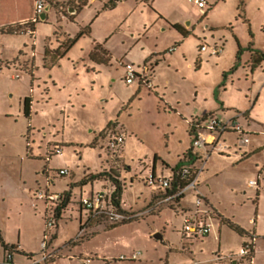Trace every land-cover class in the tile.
Here are the masks:
<instances>
[{
  "label": "rangeland",
  "instance_id": "rangeland-1",
  "mask_svg": "<svg viewBox=\"0 0 264 264\" xmlns=\"http://www.w3.org/2000/svg\"><path fill=\"white\" fill-rule=\"evenodd\" d=\"M104 1L108 0H96V3L89 0L76 21H59L71 6L78 10V3L59 0L49 9L48 23L42 20L36 24L33 38L28 33L0 36V228L12 240L17 238V231L22 230L21 238L30 245L28 249L37 252L42 251L44 240L50 247L51 243L57 249L67 247L66 255L71 256L59 264H81L83 258L91 259V264H231V256L238 254L243 245L251 241L250 237L246 234L242 237L227 227V223L220 225L219 219L209 218L212 233L187 240L183 233L182 209L174 210L166 205L155 207L153 203L148 207L160 186H149L146 178L154 164L157 175L169 177L171 169L165 168L162 161L155 162V155L175 167L179 155L190 144L188 124L184 119L194 110L192 101L196 91L199 92L198 103L207 101L210 105L211 99L216 100L219 95L235 106L248 104L246 98L253 85L245 76L250 73L246 72L248 52L244 51L239 67L236 52L239 45L245 49L249 43L264 52V0H219L218 4V0H208L212 5L208 22L216 27L213 31L205 27L207 21L194 0H148L153 8L145 6L144 0H129L114 10L101 11L97 15ZM0 5L2 16L4 7L2 3ZM158 13L181 20L186 13L187 18L201 22L197 24L196 32L190 30L184 39L174 29L161 25L162 20L154 22ZM144 24H153L146 34H143ZM55 25L63 26L72 36L82 27L90 26L91 36L81 37L72 45L68 55L54 67V80L49 74L48 78L45 76L43 48L47 37L52 39L54 46L60 44L57 38L60 41L66 39ZM23 31L27 28L18 29V33ZM108 31L112 36L106 47L113 59L110 65L98 67V81L92 85L83 76L87 71L81 61L85 58L88 62L94 40L106 39ZM215 43L222 49L217 56L211 54ZM177 45V51L165 53L166 60L160 64L161 94L145 86L138 94V79L133 84L126 83V69L119 64L122 57L124 61L135 62L138 67L142 57L138 58L137 54H145L150 47L164 53ZM202 45L207 46V52L200 50ZM35 47L36 63L40 66L38 74L47 84H33L31 76L24 71L30 67ZM170 54L177 57L170 61ZM199 55L204 60L202 67L197 69ZM226 70L227 76L230 75L227 90L218 89L225 83ZM148 77H151L150 69ZM26 96L33 98L31 117L23 111ZM257 115L263 124V105L257 107ZM110 120L113 124L109 128L116 127L125 132L123 156L131 171L123 160L118 165L108 161L106 134L105 141H96ZM261 131H264L263 127ZM249 137L253 144L264 140L262 135ZM230 139H239V134H233ZM99 145H105L104 151ZM251 145L242 148L248 149ZM55 148H61L62 153L54 154ZM211 164L216 169L211 168ZM262 164L263 152L246 160L235 152L230 157L214 154L203 176L202 188H211L209 196L231 222L246 233H249L247 229L257 231L254 240L262 249L259 256L264 260V176H260L259 171L263 169ZM65 168L69 169V174L60 175L59 171ZM98 172L107 175L98 179L94 189L100 188L103 182L100 191L109 192L113 183L109 176L118 178L122 188L126 189L124 200L130 206L126 209L129 219L136 220L110 228L113 225L110 220L84 212L80 198L88 197L92 192V184H84L85 177ZM250 180H258L261 188L248 187ZM39 191L71 194V208L62 211L65 214L58 229L48 228L46 218L50 215V207L46 199L38 197ZM195 202L191 193L182 204L184 209L194 211ZM259 203L261 222L258 226L250 225V218H255ZM149 211L154 213L147 214ZM81 225L89 226L84 235H79ZM157 233L163 238H156ZM61 252H57V256L62 255ZM136 252H139L138 258L131 260Z\"/></svg>",
  "mask_w": 264,
  "mask_h": 264
},
{
  "label": "crops",
  "instance_id": "crops-1",
  "mask_svg": "<svg viewBox=\"0 0 264 264\" xmlns=\"http://www.w3.org/2000/svg\"><path fill=\"white\" fill-rule=\"evenodd\" d=\"M57 1H59V0H50V5H48L49 8H48V10L45 13L46 18L44 19L43 22L48 23L49 9L52 6H54L57 3ZM94 1L96 3V0H94ZM109 1L110 0L102 2L100 10L97 11V15L99 13H101V11L114 10V9L118 8L120 3H123L125 1L128 3L129 0H121L115 5V7L111 8V9H104L105 4L108 3ZM34 2H35V0H0V4L2 3L3 7H4L3 12H2L3 15L1 14L2 16H0V36L7 37V36H18V35L26 34V33H28L26 31L25 32L23 31V33H2L1 29L8 28V27L20 28V27H26L28 25L27 26L28 28L29 27L33 28L32 30H33L34 34H29L28 33L33 38L35 36V32L37 30L36 24L35 25L31 24V21H32V18H33V15H34ZM73 2H76L79 5V2L76 1V0L73 1ZM218 3H219V0L216 2V4H218ZM144 4H145V6L153 8V4L150 3V1H148V0H144ZM87 5H89V0H88V4ZM131 8H133V10H135V7L132 6V5H131ZM211 9H212V5L210 4V8H209L208 11H211ZM82 10H83V8L77 10L76 8H73L71 6V8H69V10H68V13H63L59 17L60 18L59 21H63L64 19H68L70 21H76V18L83 12ZM208 11H207L206 15L203 16V19H205L207 21L205 27L207 29H210L211 31H213L216 27H214L211 23L208 22V18H209L208 17ZM185 14H184V17H183L184 19L181 20V19H176V18L174 19V18H172V16H167L164 13H158V18L154 22H158L159 20H162L163 23H161V25L169 26L170 28L174 29L175 31H177V30L173 27V25L179 24L188 33H189L190 30H192L193 32H196L197 24H199L201 21H198L196 23V21L194 19L187 18V16ZM245 22L249 23V21L246 20V19H245ZM152 25L153 24H151V25L144 24V27H143L144 32H143V34L148 33V31L150 30ZM55 26H56V28L58 27L59 29L62 30V32H63L62 34L65 36L66 39H64V41H60V38H57L58 42H60V44L54 46L52 39L47 37L48 39L46 41V45L43 48V68L47 70V74L45 76L48 78V74H49V78L54 79V80H55V74L52 73L54 67L57 66L58 64H60V61L64 57H66L68 55L70 50L68 51V53L64 57H61L59 59L56 58V55L54 54V51L55 50H62V45L67 40H69L70 38H74L76 36V34L78 33L77 32L74 36H72L71 33H68L63 26H58V25H55ZM79 27H80V25H79ZM117 29H118V27H117ZM162 30L164 31L166 29L163 28ZM109 32L110 31H108L107 36H109L108 35ZM177 32L184 39H186V37L188 36L187 35L186 37H184L179 31H177ZM57 34L58 33L56 31L55 35L57 36ZM86 36L90 37L91 36V31H90V35H86ZM110 36H112V35H110ZM110 36L106 37V39L101 37V38H98L97 40H94L92 48L89 50L88 62H90V63H88L85 58H82L81 62L83 63L84 70L87 71V74H84L83 76H84V78L86 80H90L91 81L90 84H92V85L96 84V82L98 81L97 74H100V69H98V67L110 65L111 61L113 59V55L110 52V49H108L106 47V42L110 38ZM212 36L214 38L215 35H212ZM203 38H204V40H207L206 39L207 36H204ZM34 40H36L35 43L36 42L38 43L37 39L34 38ZM26 44H27V42H26ZM179 44H182V43L180 42ZM250 44H251V46L253 48L258 49V48L255 47L254 43H249V45ZM97 45H101L100 55L108 57L109 58L108 62L99 63L97 61H94L91 58V54L93 53V51L95 50V47ZM178 46L179 45L174 46L175 49H174V51H171V52L175 53L177 51ZM215 46L218 47V43H215ZM239 46H238V50H239ZM172 47H169L168 50L164 51V53L162 51H160V50L153 49L152 47H150L145 54H142V53L137 54V56H139L138 58L142 57V59H141V63L138 65V67L137 66L136 67L139 68L140 70L142 68H144V66H148L149 67L150 76L151 77H148V78H149V80L151 81V83L153 85V89L152 90H154L156 92V94H161V92L163 91V90L160 91V86H163V85L160 84V81L158 79L159 78L158 77V72L161 69L160 68V64H161V62L163 60H166V57H164V54L165 53H170L169 50ZM247 47H245V49ZM47 48H48V50H50L52 52V53H49L48 56H46V49ZM142 50H143V52L145 51L144 49H142ZM238 50L236 52V56H237ZM258 50L264 54L263 51H261L260 49H258ZM205 51L207 52L208 49L205 50ZM245 51L248 52V56H249V57L247 56V60H246V66H247L246 72L248 73L250 71V73L246 74L245 76L247 78V81L248 80H252V82H253V85H252V87L250 89V95L247 96V98H246V100L248 101V104L235 106L234 103H229L225 99H222L223 97L219 96V95L216 97V100L211 99L210 105L207 104V101H204L203 103L202 102L198 103L197 100H198L199 92L196 91L195 98L192 101L193 104H194V110L191 113L188 114V117L186 116L185 119H184L186 124H188L187 132H188V136L190 138V144L183 150V153L181 155H179L178 164L175 165V167H172L160 155H158V154L155 155V162L158 161V160L162 161V163L165 166V168H170L171 169V175L173 174V170L175 168H177L179 165H181V163L183 162L184 154L189 150V148H190V146L192 144V135H191V132H190L189 120L203 119V118H205L206 116H208L210 114H214L220 120L226 121V120H229V119L235 117L237 114H241V116L239 117V121L244 126V128L249 132V136H251V135H256V136L257 135H262V136H264V131H261V128L262 127L264 128V123L263 124L260 123V120L257 118L258 117V115H257V107L258 106H262V105L264 106V104H263L264 103V96H262V93L264 94V61L260 65H258L255 69L252 70V65H251L252 56H251V52L248 51V50H245ZM36 52H37V48L35 47V48H33V56L31 58V60H30V58H28V60H27V61L30 60V67L27 68V69H24V71L31 76L33 84L34 83H38L40 85L42 83H46L47 84V81L46 80L42 81V76H40L38 74L39 70H40V66L36 63ZM211 54H213V53H211ZM243 54H244V52H243ZM170 55H171L169 57L170 61L174 60L175 57H177L176 54L175 55L174 54H170ZM213 55L217 56L219 54H213ZM203 60H204V58L202 57V55H199L198 58L196 59L197 69H200L202 67ZM237 61L240 62V64L238 65V67H239L242 64L241 63L242 62L241 57H240L239 60L237 59ZM49 62H51L50 65H49ZM73 63H74V61H73ZM78 64L79 63H77L76 65H78ZM119 64L121 66H123L125 69H126V65L127 64H132V65L135 66V62H133V61L132 62L124 61V57H122L119 60ZM173 66H176V65H173ZM224 72L226 73L227 70L224 71ZM233 74L234 73H232V75H231L232 77L231 78L234 77ZM229 76L225 77V83L223 85H220L218 87V89L222 87L224 90H227L226 86H227V80H228ZM138 80H139V91H138V94H139V92L141 91V87H143V86L147 87V86L142 82V80H140V79H138ZM26 97H29V96H26ZM25 98H24V100H25ZM171 108L174 109V111H176L178 113H181V116H183V113L181 111H179L177 108H173L172 106H171ZM32 110H33V98H31V110H30L29 117H31V115H32ZM23 111H24V109H23ZM243 120H245L247 123L245 121H243ZM111 124H113L112 120L108 121L107 125L109 126ZM105 131H103L104 133L103 132L100 133L101 135H99V137L96 138V141L100 142V141L104 140L105 136H104V138L102 136H103V134H105ZM233 134H235V133H227V134L224 135L225 141H227L230 144V146H231L230 149L226 153L213 152L209 156V158L207 159L206 164H205V169H204V171L202 172V174L200 176V188H201L202 192L204 193V195L206 196V200L204 202L205 205L203 207L204 208H211V209H213L215 211V213L213 215H211L210 218L211 219H219V223H221L220 225L225 224L226 223L225 220H230V217L226 216L224 214V212L221 211V209L218 208L215 205L214 201H212L211 197L208 194V192L211 191V188L210 187L208 188L209 191L206 190V188L205 189L202 188L203 176H204L205 172L208 171V168L210 166V159L213 157L214 154H217L220 157H230V155L233 152H235V155H238L239 157H242L243 160H246V159H248V158H250V157H252L254 155L260 154L261 152L264 153V140L261 141V140L258 139L259 141H257V143L253 144L251 139H250V142L248 144H252V145L249 146L248 149H243L242 147H244V146H246L248 144H245V145L239 144V142H238L239 140L238 139L237 140H231L230 136H232ZM104 146L105 145H99L98 147H100L101 151H104ZM93 147H97V146L93 145ZM123 155H124V151H123ZM122 160H123L124 164L126 165L124 156H123ZM211 165H212L211 168L216 169L214 164H211ZM126 167H127L128 170H130V171L132 170L131 167H129L127 165H126ZM260 167L261 168L263 167V169H260L258 167L260 169V170L258 169L260 171V176H264V164H262ZM152 171H154L156 173V165L155 164H154V168H153ZM163 172L164 171L162 170L161 171L162 175H163ZM216 172H217V170H216ZM98 173H103V172H98ZM91 175H93V174H91ZM89 176H86L85 178H87ZM108 180H105V181H108ZM98 181L99 180L96 179L94 181V183H92L91 181L86 182V183H91L92 184L91 195L96 193V192H98V191H100V189L102 188L103 182L100 181L101 182V183L99 182L101 184L100 188L94 189V184L97 183ZM86 183H84V184H86ZM259 184H260V182H259ZM247 185H248V187L256 188V187L250 186L249 183H247ZM125 191H126V189H123L122 199H121V207L124 210H126V209L128 210L130 206L127 205L125 200H124ZM160 193H161L160 191L153 193L151 201H150L148 207H150V205L152 203L155 206V203H154V201L156 200L155 197L159 196ZM62 194H64V195L66 194L67 195L69 193L65 192V193H62ZM190 194H187L186 196H188ZM192 195L194 196L193 193H192ZM258 196H259V191H258ZM185 197H183L180 200L178 205L170 206L174 210H176V208H178L180 210L182 209V212H181L182 216H183V212L191 211L190 209H184V207H183L182 201H183V199ZM69 200L70 201H69L68 205L62 211H64V210L68 211V209L71 208V194L69 196ZM166 206H168V205H166ZM153 207L151 206V208H153ZM260 209H261V206H260V203H259V207L257 206L256 211H255V218L254 219L250 218V221H249L250 225L258 226L260 224V222H261L260 218L262 217V215H261L262 213L260 212ZM84 212L88 213L87 211H84ZM150 213H154V212L149 211L147 214H150ZM64 214L65 213H63V214L61 213V218L58 220V223L62 219ZM147 214H145V215H147ZM81 218H82V216H81V213H80V219ZM58 223H57V229H58ZM227 227H229V226H227ZM217 228H218V231H221L220 227H217ZM230 229H232V228H230ZM7 230L9 231L10 228L7 229ZM247 230H248L249 233H246V235L249 236V234H253V235H255V237H257V233H256L257 231L255 229H253L251 231L249 229H247ZM17 232H18L17 238L12 240L11 237H7L5 232L3 234V230L0 228V244H1V247H2V255L0 256V263H2L4 261V259L6 257V254L8 252L7 250H5V247H4V244H5L7 246H12V245L16 246V249H11L10 248L11 250H13L12 251V254H13L12 262H13V264H33V261L35 259H39L41 257V251L37 252V251L31 250V249H28V247L30 245L28 246V242L25 239L21 238L22 230L19 229ZM211 233H212V231H211ZM241 236L243 237V235H241ZM89 239H87V240H89ZM256 243H255V249H256V252H255V264H264V260H262V258H260V256H259V254L262 253L261 252L262 249H260V247ZM66 249H67V247H62V248L57 249L56 245L51 243V247L49 246V250L48 251L56 252V257L51 259V260H49V261H47V262H41L39 264H59L61 260L66 261L67 258L69 256H71V255H66ZM59 251L60 252L64 251V253L61 252L62 255L57 256V252H59ZM34 252H36V253H34ZM83 259H86V258H83ZM83 259H81V264H82V260ZM131 260H133V259H131ZM231 264H235V263L231 262Z\"/></svg>",
  "mask_w": 264,
  "mask_h": 264
},
{
  "label": "built area",
  "instance_id": "built-area-1",
  "mask_svg": "<svg viewBox=\"0 0 264 264\" xmlns=\"http://www.w3.org/2000/svg\"><path fill=\"white\" fill-rule=\"evenodd\" d=\"M201 15H206L210 8L208 0H194ZM50 5V0H35L34 15L31 24L35 25L42 20V16L46 13ZM30 24V25H31ZM33 28H27L29 34H34ZM175 47L170 48V52L174 51ZM201 51L207 50V46L202 45ZM222 49L215 46L212 50L213 54H219ZM149 67L144 66L141 70L132 64L126 65L125 81L127 84L134 83L135 79H140L149 88L153 89V85L148 77ZM241 114L223 121L217 118L214 114H210L203 119L189 120L190 132L192 135V144L186 156L184 163L180 165L175 172L169 177L157 175L154 171L150 172L146 178V183L149 186H160V195L157 198L155 207L161 205L176 206L180 200L189 193H193L196 202L195 210L183 212V233L187 240H194L198 237H206L212 231V226L208 221L215 211L211 208H204L203 203L206 196L200 188V176L205 169V164L209 156L213 152L226 153L230 149V144L225 141L224 135L227 133L239 134V143L248 144L250 142L249 132L239 121ZM107 137V158L110 163L120 164L123 158L125 145L124 130H117L116 127L107 128L105 131ZM62 153L61 148H55L54 154ZM60 175L66 176L69 174V169H61ZM114 177V176H113ZM118 179V178H116ZM120 182V181H119ZM121 183V182H120ZM249 185L260 188L258 180H250ZM117 185L112 183V190L109 192L98 191L91 196L81 197L80 206L83 207L92 217H101L110 220L114 224L129 220V215L125 214L114 205L113 195ZM38 197L46 199L50 207V215L47 217L49 229L57 228V208L65 199L64 194H48L42 191L38 192ZM193 211V212H192ZM87 225V224H86ZM83 226L80 229L79 235L87 233L89 226ZM46 236V235H45ZM251 241L245 243L240 252L231 256V262L235 264H255V235H249ZM49 250V244L46 240L42 242L41 257L35 259L33 264L47 262L56 257V252ZM13 250L7 252L4 261L0 264H13ZM139 252L134 253L131 259L138 258ZM124 257L122 256L121 259ZM82 264H91V259L82 260Z\"/></svg>",
  "mask_w": 264,
  "mask_h": 264
},
{
  "label": "trees",
  "instance_id": "trees-1",
  "mask_svg": "<svg viewBox=\"0 0 264 264\" xmlns=\"http://www.w3.org/2000/svg\"><path fill=\"white\" fill-rule=\"evenodd\" d=\"M69 1H75V0H69ZM79 2V5H78V10L79 9H82L84 6H86L88 4V0H76ZM121 0H110L108 3L105 4L104 6V9H111L113 7H115V5ZM73 8H76L74 6H72ZM77 9V8H76ZM28 26V25H27ZM26 26V28H28ZM173 27L179 31L184 37H186L189 33L186 32L184 30V28L182 26H180L179 24H175L173 25ZM18 29L19 28H12V27H8V28H3L1 29V32L2 33H18ZM90 31H91V28L90 26H86V27H82L78 33L76 34V36L74 38H70L69 40H67L63 45H62V50H55L54 51V54L56 55V58L59 59L61 57H64L68 51L70 50V48L72 47V45L78 40L80 39L81 37H84L86 35H90ZM100 50H101V45H97L95 47V50L93 51V53L91 54V58L94 60V61H97L99 63H106L109 61V58L106 57V56H101L100 55ZM246 50L250 51L251 52V56H252V61H251V65H252V70L255 69L258 65H260L263 61H264V54L262 52H260L258 49H255L251 46V44L246 48ZM245 51L244 48H242L241 46H239V50H238V53H237V59L239 60L241 55L243 54V52ZM49 53H52L50 50H48V48L46 49V56L49 55ZM48 63V62H47ZM53 63V62H52ZM51 64V62H49V65ZM233 71V68L231 70V72ZM227 76V72L225 73V77ZM30 110H31V98L30 97H26L25 100H24V112L27 116L30 115ZM110 127V125L108 126V128ZM104 138V134L102 136ZM188 152V151H187ZM187 152L185 153L184 156H186ZM184 163V160L183 162L181 163V165ZM180 166V165H179ZM178 166V167H179ZM177 167V168H178ZM175 168L173 170V172H175V170L177 169ZM104 175H107L105 174L104 172L103 173H98V174H95V175H90L89 177H87L85 180H84V183L86 182H89L91 180H96V179H99L100 177L104 176ZM109 175V174H108ZM110 179L117 185V188H116V191L114 192V195H113V201H114V205L119 208L121 211H123L125 214H128V212L126 210H124L122 207H121V199H122V192H123V188H122V185L121 183L119 182L118 179L116 178H113L111 176H109ZM69 196L70 194H65V199L63 200V202L58 206L57 208V219L59 220L61 218V213H62V210L66 208V206L68 205L69 203ZM156 199L158 198L155 197ZM84 211H86L85 209H83ZM90 215V213H88ZM133 220H135L134 218L133 219H129V220H125L121 223H118V224H114L112 225V227L110 228H114V227H117L121 224H124V223H128V222H132ZM225 222L229 225L230 228H232L233 230H235L236 232H238L240 235H244L246 234V231L241 228L239 225L237 224H234L233 222H231L230 220H225ZM83 226L81 225V228L82 229ZM108 228V229H110ZM83 239V238H81ZM4 247H5V250L7 251H10L11 249H16V246L12 245V246H7L4 244ZM11 248V249H10Z\"/></svg>",
  "mask_w": 264,
  "mask_h": 264
},
{
  "label": "water",
  "instance_id": "water-1",
  "mask_svg": "<svg viewBox=\"0 0 264 264\" xmlns=\"http://www.w3.org/2000/svg\"><path fill=\"white\" fill-rule=\"evenodd\" d=\"M42 18L45 19V18H46V15L44 14V15L42 16ZM155 237L158 238V239H162V238H163L162 235H161V233H157V234L155 235Z\"/></svg>",
  "mask_w": 264,
  "mask_h": 264
}]
</instances>
